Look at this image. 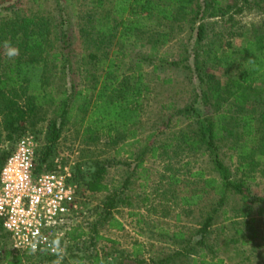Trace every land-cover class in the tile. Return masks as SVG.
Segmentation results:
<instances>
[{"label": "trees", "instance_id": "trees-1", "mask_svg": "<svg viewBox=\"0 0 264 264\" xmlns=\"http://www.w3.org/2000/svg\"><path fill=\"white\" fill-rule=\"evenodd\" d=\"M85 1L79 32L93 51L82 55V63L77 65L63 20L54 33L49 17L24 15L14 9L16 2L7 7L8 15L0 12V170L19 139L30 133L43 140L36 152L35 172H53L62 132L69 124L78 125V137L101 146L104 153L112 150L113 155L95 159L87 179L72 171L76 184H82L87 193L103 194L95 212L97 220L86 225L89 232L78 224L66 231L63 240L71 243L68 253L76 252V264H105L99 252H91L92 246L99 240L114 244L98 231L105 226L122 229L114 211L132 207L128 191L139 178L140 186L151 189L153 195L142 199L151 206L148 211L153 212V205L163 201L175 209L179 206L177 222L182 216L190 217L196 207L198 219L195 226L159 234L168 253L146 259L141 243H135L115 264H224L217 253L223 243L228 245L234 239L227 237L220 243L211 235L230 198L236 195L243 203L242 217L264 216V196H255L250 190L258 175L264 177V0ZM5 2L0 0V5ZM244 12L253 15L251 22L235 18ZM185 27L189 39L191 35L194 39L192 50L185 48L177 60L160 56L159 50ZM5 40L19 48L17 57L4 55ZM144 48L148 51L140 52ZM136 49L139 52L132 54ZM167 68L178 69L197 82L193 97L184 107L172 108L168 118L159 117L140 141L143 106L150 95L148 76ZM54 76L63 81L58 91L51 82ZM180 116L191 127H179ZM40 123H46L45 129H38ZM175 128L168 141L158 140ZM133 146L137 147L135 153ZM223 147L233 152V168L221 158ZM121 152L132 161H117ZM147 156L164 162L158 180L145 175ZM202 158L211 168L207 175L201 166L191 163ZM118 164L125 168L124 177L119 185L109 184L108 169ZM180 184L183 189L178 196L167 198L177 193ZM210 194L211 208L202 204ZM171 211L167 207L161 216L167 217ZM253 222L244 221V230L252 229ZM0 232L9 239L1 222ZM57 257L45 256L38 263H51ZM33 258L38 257L12 248L0 250L1 264H37L30 260Z\"/></svg>", "mask_w": 264, "mask_h": 264}, {"label": "rangeland", "instance_id": "rangeland-1", "mask_svg": "<svg viewBox=\"0 0 264 264\" xmlns=\"http://www.w3.org/2000/svg\"><path fill=\"white\" fill-rule=\"evenodd\" d=\"M5 1V3L0 5V12L3 13V15H8L10 9L7 7H14V3L16 2L14 9H18V11L22 12L24 15L39 14L49 17L54 24V33L58 30L57 26L59 21L63 20L65 22V29L70 35L72 55H74V58L72 59L74 65L82 63V55H87L93 51L92 46L87 43L86 39L79 32L80 16L81 14L83 16L86 12L85 0H69V2L59 0L57 3L56 0ZM246 12L235 16V18L239 19L240 22H251L253 15L246 14ZM193 41L194 39L192 35L189 39V32L187 31V27H185V29L175 34L170 42L159 50V55L164 56L168 60H177L183 54L185 48L188 47V51L192 50L194 47L192 46ZM147 51L146 48L140 50L142 53ZM137 52H139V49L132 50V54ZM146 70L148 72L150 71L149 68H146ZM214 74L217 75V77L222 78L220 72L214 71ZM55 76L52 77L51 82L58 91V89H61L60 87L63 84V81ZM77 81L79 80L77 79ZM148 83L150 87V95L144 102L143 106V125L141 129H139L140 135H142L139 138L140 141H143L146 135L153 130L156 126V120L159 117H163V119L166 117L168 118L172 108L176 110L184 107L189 101H191L193 97V88L197 82L194 79H190L186 73H183L178 69L167 68L148 76ZM50 116L51 115L48 114V117ZM180 120L182 122L179 123V127H191L189 121L182 120V117ZM45 125L46 123H40L38 129H45ZM171 125L173 126L174 122H172ZM177 129L175 128L166 131L165 134L158 137V140L160 142L168 141L170 132ZM78 132H81L78 125L69 124L67 129H64L61 138L58 141L53 162L55 166L58 164L60 167H67L69 170L73 171L74 174L76 173L80 177L84 176V178L87 179L92 173V165L95 162V159L99 161L107 159V157L113 155V151L107 149V152L104 153L101 146H95L86 142L83 137H78ZM39 138L37 140V150L43 146L42 137L39 136ZM230 141L231 139L227 140L228 144ZM131 149L135 153L137 147L135 148L133 146ZM232 155L233 152L227 150L226 147L221 149L222 160L226 165L233 168L235 159H230ZM116 160L120 162L132 161V159H129L128 155L123 152L116 157ZM192 161L193 162L191 163H193L195 167L199 168L201 166L206 172L205 174H209L208 171L211 168L206 164L205 158L198 160L193 159ZM163 168V161L161 162L149 158L148 156L145 158L143 169L145 175H149V180H158V176L163 172ZM124 169L125 168L120 164L109 168L106 181L109 184L112 183L114 185H119L118 183L121 182L122 177H124ZM141 183L142 180L139 178L130 185L128 193L132 196V207L127 208L121 206L114 211L115 217L122 223V229H109L105 226L98 231L105 239L114 242L113 244L106 240H99L94 246H92L91 252H99V254L105 258V264H115L119 255L121 253L130 252L135 243H141L143 246L142 255L146 259L159 253L166 254L170 250H168V245L161 240L162 238L159 236L160 233H163L164 231L172 233L183 227L195 226L198 219L197 207L194 208L190 217L185 218L182 216L180 220L181 222H177L175 218V211L179 212V206H177L178 209H175L174 205H163L164 202L162 201V204L158 202L153 205V212H151V210L148 211L151 206L144 205L142 199L144 195L150 197L153 195L151 194V189H146L140 186ZM182 185L183 184L179 185L175 195H167V198L177 197L179 191L183 189ZM78 190L80 194L79 203L82 205L83 214L79 216V219H75L74 221H79L78 225H82L84 231L89 232L86 225L94 223L97 220L95 212L102 201L103 194L87 193L82 184L78 186ZM250 190L255 196H264V177L258 175L251 183ZM211 198L212 195H208L202 204L207 207H212L213 204H209ZM167 207L172 211L169 212L167 217L161 216L162 214L167 213L165 212ZM242 207L243 203L238 196L235 195L232 196L229 202L224 206L226 211L225 215H222L219 212L220 214L217 218L219 224L216 225V231L211 235V238L214 237L215 240L222 243L223 241L226 242L228 237L233 238L234 242L229 243L228 245H224L223 243L217 256L223 259L224 264H264V216H255V214L253 215L252 213L250 218L253 217V220L244 218L242 217L241 212ZM244 221H254L251 225L252 229L249 228V230H244L246 228L244 226ZM76 224L77 223L74 225ZM237 230H241L240 234L236 233ZM85 239L87 238L85 237ZM242 241L246 242L242 244ZM70 244L68 245L70 246ZM86 244L88 243L86 242ZM68 245L67 242L62 243L61 254L59 257L51 263L46 264H54V262L55 264H76L77 260L74 255L77 256V254L74 250L68 253ZM4 248H11L10 241L3 232H0V250ZM40 259L41 258H33L30 260L34 263L41 264L38 263Z\"/></svg>", "mask_w": 264, "mask_h": 264}, {"label": "built area", "instance_id": "built-area-1", "mask_svg": "<svg viewBox=\"0 0 264 264\" xmlns=\"http://www.w3.org/2000/svg\"><path fill=\"white\" fill-rule=\"evenodd\" d=\"M37 148L36 138L27 133L0 170V222L13 250L42 258L61 254L66 231L79 224L74 220L83 208L71 170L55 163L53 172H35ZM55 241L59 249L54 251Z\"/></svg>", "mask_w": 264, "mask_h": 264}, {"label": "clouds", "instance_id": "clouds-1", "mask_svg": "<svg viewBox=\"0 0 264 264\" xmlns=\"http://www.w3.org/2000/svg\"><path fill=\"white\" fill-rule=\"evenodd\" d=\"M2 47L4 49V55L6 57H8L9 59H13V58H15V57H17L19 55V48L13 46L12 43H11V41H9V40H5L3 42ZM53 243L55 245V248L53 250L54 251L55 250H58L59 249V243H58V241H55ZM31 249H32V252H35L36 251V244L35 243H33L31 245ZM54 264H55V262H54Z\"/></svg>", "mask_w": 264, "mask_h": 264}]
</instances>
